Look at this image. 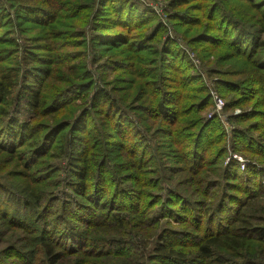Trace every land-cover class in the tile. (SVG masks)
<instances>
[{"label":"trees","instance_id":"obj_1","mask_svg":"<svg viewBox=\"0 0 264 264\" xmlns=\"http://www.w3.org/2000/svg\"><path fill=\"white\" fill-rule=\"evenodd\" d=\"M187 1L168 3L171 19L197 27L178 11ZM11 3L7 20L0 9V154L19 162L0 158V170L41 167L36 184L49 182L0 181V264H264V217L255 216L264 213V16L221 23L210 8L213 26L186 41L230 51L217 59L230 68L210 72L224 112L241 110L228 115V140L223 122L205 117L211 96L180 46L169 36L158 44L165 26L134 34L153 22L149 10L125 0ZM87 11L95 22L72 37V19ZM22 20L41 38L17 48L1 29L17 32ZM96 64L116 76L111 86L103 72L96 82ZM151 238L146 263L138 241Z\"/></svg>","mask_w":264,"mask_h":264},{"label":"rangeland","instance_id":"obj_2","mask_svg":"<svg viewBox=\"0 0 264 264\" xmlns=\"http://www.w3.org/2000/svg\"><path fill=\"white\" fill-rule=\"evenodd\" d=\"M119 3H122L123 0H117ZM126 2H129V4H134L135 7L137 6L138 9L140 11H146L149 10L153 15V22L151 24H149L147 27H145L143 30H137L134 31V34H139L140 32L144 35H147L149 33H151L153 30H155L157 28L158 24H161L163 26H165V28L162 30V32L160 34H157V38L160 39V43L158 44H162V40H164L165 38H168V36L177 43V45L180 46L181 50L183 51V53L186 55V57L188 58V60L190 61V63L192 64L195 73L197 74V76H199V78L201 79L203 85L205 86V88L207 89V91L209 92L212 102H213V106L205 113V117H207V119H211L209 118L210 115L212 114H217V108L215 107V97L221 98L219 93H218V88L216 87V83L219 82V76L218 75H210V72L213 71L214 69L217 70H226L228 68H230V63L231 61L228 62H221L218 63L217 59L219 56H225L226 55H230V51L229 49H218L215 50L214 53H209L206 51L205 49V45L200 46V45H192V46H188L186 44V41L189 43L191 42V40H193L194 38H196L198 36V34H203L206 33L207 29L211 28L208 26H213V23L211 20L207 19V18H203V16H207L208 12L210 11V8H216L217 12H216V16L221 20V23L226 21V17L228 16V14L232 17V18H237L240 20L243 19H249L252 20V16H257V17H263L264 16V0H195L194 2L191 1H187L189 3V5L182 7L181 9H179L178 11L181 12H187L189 15H191V17H193L194 19L198 20L199 22V26L195 27L193 25H191L190 23L186 24H181V23H175V21H173L174 19H171L172 16H175L176 12H173L169 6L168 3L171 0H125ZM202 3V5H201ZM254 4L258 5L257 7L254 6ZM139 5V6H138ZM4 7L5 8V16L3 18V20H7L8 18V13H10L11 15L14 16V7L11 3V0H0V9ZM218 7V8H217ZM8 11V12H7ZM90 13H92L91 18H88V15H90ZM66 14H75L73 12H67ZM83 15H79L77 16L75 19H72V21L76 24L77 26V30H74V35H72V37H74L75 35H81L83 30L86 28L88 29V24L91 25L93 24L94 21V13L93 11H87V12H83L81 13ZM181 14V13H178ZM109 16V14H106ZM12 20V19H11ZM89 20V21H88ZM13 21V20H12ZM97 22L100 23H106L107 21L105 19H98ZM2 27L1 32L2 34L4 33H8L9 35L12 36L15 40H16V47L18 48V45L23 46L24 43L27 44V42L29 41L31 43V39L32 38H41L40 36V29L36 26L33 25L31 23H27L26 20H22V22L19 21V24L17 25L18 28L17 32L15 31V23L13 24V26L11 27L10 24H6ZM87 24V25H86ZM214 24L216 25V21H214ZM6 28H10V29H6ZM118 27L116 26V28H112V30H116ZM258 28V27H257ZM202 30V31H201ZM198 31L200 33H198ZM216 36V35H214ZM264 37V35H263ZM185 40V41H184ZM38 43H40L41 41H37ZM185 42V43H184ZM155 45V46H158ZM204 44V43H202ZM16 47L14 48V50L9 48V53H11L12 55L16 56V54H18V51L16 50ZM22 49V48H21ZM80 52L81 54H84V52L86 51L85 49V45L80 47ZM97 52V51H96ZM94 54L93 51H87V62L89 63V59L90 57ZM124 60V57H120L118 61ZM103 62L105 63V59L103 60ZM137 63V62H136ZM96 66L99 68L98 64H96ZM95 65H88V67L91 69L93 74H97L95 79L96 82L102 85V80L101 77L99 75V72H103V76H104V80L108 82V85L111 86L110 82L114 81V78L116 76H113L112 74H108L106 75V72H104V70H102L101 68H99V70H97V67ZM133 78V77H131ZM103 86V85H102ZM134 92H137V90L135 89ZM123 96V95H122ZM126 97V96H123ZM224 102L225 100L223 98H221ZM126 103V102H124ZM80 104H83L82 102ZM128 106H130V103H126ZM122 108V107H121ZM21 109V110H20ZM20 113L19 118L22 119L23 121H27L30 118V114L28 113V111L25 109V103H22V105L19 107ZM140 110V109H138ZM65 111V110H64ZM62 111V112H64ZM124 111V110H123ZM76 112H78L77 110H75V112L73 113L74 115L77 114ZM241 114V110H235L234 112H229L228 114L226 112H224V109L220 112L219 115H215L212 117H217L219 118L224 126L227 129V132L229 134L228 136V140L230 139V135L232 134V131L235 129V124L230 122L228 120V115H240ZM62 116L59 117L58 120H60ZM153 124L151 126V129L157 128V126L155 125V119L152 121ZM160 128V127H159ZM143 130V129H142ZM5 156V157H2ZM0 158L5 159V163L14 160V162H19V159L17 156H13V154H0ZM1 160V159H0ZM47 161V159H46ZM0 165H2V162H0ZM62 166H65V162L61 163ZM19 168V169H18ZM41 168V167H40ZM38 167H35L34 169H25L24 167H15L14 164L11 163V165L8 167V165H6L3 169L0 170V181H5L7 183L13 184V182L21 180L20 182H26L28 183L32 188H35L39 185L44 186L45 184H47V182H49V179H46L45 177H40L39 179H43V182H39V185L36 184V180L35 177L37 174H39L41 172V169ZM38 171H35V170ZM15 171L14 173L11 172ZM18 173H22L24 174V178L22 179H18L20 178ZM129 184V183H127ZM173 185L172 183H169V185ZM14 185V184H13ZM132 185V183H131ZM164 186L168 187L166 185V183H164ZM65 189H61L58 192L61 193V195L65 192ZM256 210H259V208H255ZM148 216H150V214H148ZM255 216L259 217L262 216L264 217V213L261 212H255ZM162 228V227H160ZM165 228V227H164ZM139 244H141V250H140V254L139 255H143V261L146 262L144 260V258H146L147 256H149V254L152 251L153 246L156 243V239L155 238H151L148 240H140L138 241ZM264 259V258H263ZM263 259H260L261 261ZM147 263V262H146ZM149 264V263H148Z\"/></svg>","mask_w":264,"mask_h":264},{"label":"built area","instance_id":"obj_3","mask_svg":"<svg viewBox=\"0 0 264 264\" xmlns=\"http://www.w3.org/2000/svg\"><path fill=\"white\" fill-rule=\"evenodd\" d=\"M214 100H215V107L217 108V114H212V115L209 116V118H212V116H215V115H219L220 112L225 107V102L221 98L215 97ZM234 158L242 163V167L243 168L245 167V162H244L243 159L239 158L238 156H234Z\"/></svg>","mask_w":264,"mask_h":264}]
</instances>
